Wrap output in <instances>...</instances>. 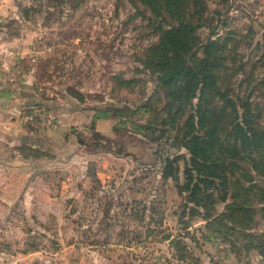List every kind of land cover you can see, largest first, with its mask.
Masks as SVG:
<instances>
[{
  "label": "rangeland",
  "instance_id": "rangeland-1",
  "mask_svg": "<svg viewBox=\"0 0 264 264\" xmlns=\"http://www.w3.org/2000/svg\"><path fill=\"white\" fill-rule=\"evenodd\" d=\"M167 1L44 0L49 8L34 14V39H10L24 56L17 74L0 81L26 80L30 104L19 116L67 125L66 145L56 148L65 156L47 175L48 193L61 198L20 205L35 232L19 245L26 238L65 264H264V216L253 214L243 228L248 216L221 220L220 189L197 181L190 154L164 123L166 89L149 47L176 25L173 9L197 23L193 1ZM260 2L200 0L205 25L175 39L187 56L201 55L208 38L226 39L225 71L264 80ZM247 60L255 63L239 68ZM246 91L264 103V83Z\"/></svg>",
  "mask_w": 264,
  "mask_h": 264
},
{
  "label": "trees",
  "instance_id": "trees-1",
  "mask_svg": "<svg viewBox=\"0 0 264 264\" xmlns=\"http://www.w3.org/2000/svg\"><path fill=\"white\" fill-rule=\"evenodd\" d=\"M191 1L197 14L196 25L192 14L185 15L180 7L175 8L169 14L176 25L165 29L166 39L149 47L159 57L155 62L161 70L157 78L166 89L164 123L171 128L176 145L190 154L197 181L213 185V190L220 189L218 197L227 201L219 218L235 223L240 216H248L243 228L253 214L260 212L264 216V103L253 99V91H246L264 80L252 77L253 73L226 72L229 67L224 54L229 48L226 39L219 36L203 43L201 55L189 52L187 56L182 39L175 36L179 38L185 32L196 36L197 28L205 25L203 11L197 8L200 0ZM261 27L264 42V26ZM250 63L255 61L238 65L242 68ZM186 108L189 113L185 115ZM189 173L194 178L190 170ZM198 188L194 185L190 199H194L193 192ZM219 218L212 223L219 222Z\"/></svg>",
  "mask_w": 264,
  "mask_h": 264
},
{
  "label": "crops",
  "instance_id": "crops-1",
  "mask_svg": "<svg viewBox=\"0 0 264 264\" xmlns=\"http://www.w3.org/2000/svg\"><path fill=\"white\" fill-rule=\"evenodd\" d=\"M46 7L49 5L44 0H0V75L5 72L17 74V62L24 55L19 46L12 47L10 39H34L35 35H30L34 30L31 26L36 17L34 14ZM260 9L263 13L260 20L264 25V0L260 2ZM25 13L30 14L26 16ZM24 81L19 79L5 84L0 81V264H65L61 254L54 260L51 254L48 255V249L30 248L26 238L19 245L22 235L35 232L27 227L32 219L26 205L49 206L61 198L48 193L50 180L47 175L56 163L53 160L65 156L56 148L66 145L67 132L64 120L51 122L34 118L24 121L19 116L30 104V100L22 96L27 89ZM100 122L102 120H97L96 125H102ZM20 205L26 210L19 212ZM39 230L43 236L49 234L44 229ZM64 249L56 250L54 256Z\"/></svg>",
  "mask_w": 264,
  "mask_h": 264
}]
</instances>
